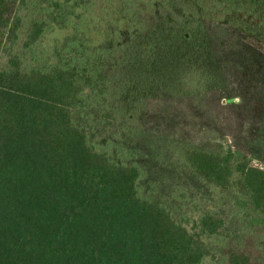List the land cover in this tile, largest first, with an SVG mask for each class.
<instances>
[{
  "label": "trees",
  "instance_id": "1",
  "mask_svg": "<svg viewBox=\"0 0 264 264\" xmlns=\"http://www.w3.org/2000/svg\"><path fill=\"white\" fill-rule=\"evenodd\" d=\"M29 7L39 17L21 39ZM157 15L170 42L141 43ZM204 20L264 45V0H0V264H254L264 170L231 151L182 148L197 189L175 195L174 218L139 196L137 165L98 152L72 119L92 110L102 127L114 126L119 98L147 89L142 74L160 73L161 56L178 95L221 89L207 43H175L202 35ZM53 31L64 35L38 50ZM224 199L256 220L239 247L212 207Z\"/></svg>",
  "mask_w": 264,
  "mask_h": 264
},
{
  "label": "rangeland",
  "instance_id": "2",
  "mask_svg": "<svg viewBox=\"0 0 264 264\" xmlns=\"http://www.w3.org/2000/svg\"><path fill=\"white\" fill-rule=\"evenodd\" d=\"M25 14L21 39L39 17V10L29 7ZM161 22L166 25L160 15L150 18L149 24L145 21V40L141 43L170 42L168 36L172 33L168 30L165 33ZM152 31L155 34L149 37ZM193 31L190 30V33ZM202 31V35L195 31L189 41L184 39L175 43H207L204 50L211 52L221 89L193 96L178 95L179 91L171 86L175 76L166 72L170 71L172 63L161 56L158 60L160 73L154 70L141 73L148 78V88L132 89L126 97L119 98L120 114L114 126L102 127L92 110L72 113L76 124L89 129L98 152L106 153L117 163L138 166L139 196L162 203L174 218L181 214L175 195L181 191L191 196L197 189L195 179L179 159L182 148L194 146L222 154L229 146L239 158L247 159L250 165L264 170V45L210 20L202 22ZM157 34L164 37L159 35L157 38ZM63 35L62 31L47 33L38 50H51ZM202 60L205 62L206 58L202 57ZM2 62L3 59H0V64ZM147 62L151 63V59L148 58ZM129 74H126L127 78H131L132 72ZM155 79H159L157 84ZM224 200L219 207L215 204L212 207L229 230L228 243L239 247L242 235L246 234L243 231L257 227L254 226L256 220L249 214L240 216V206ZM256 232L254 245H257L259 254L254 264H264V229ZM211 248L214 247L211 245Z\"/></svg>",
  "mask_w": 264,
  "mask_h": 264
},
{
  "label": "water",
  "instance_id": "3",
  "mask_svg": "<svg viewBox=\"0 0 264 264\" xmlns=\"http://www.w3.org/2000/svg\"><path fill=\"white\" fill-rule=\"evenodd\" d=\"M227 151H230V147L229 146H227Z\"/></svg>",
  "mask_w": 264,
  "mask_h": 264
}]
</instances>
